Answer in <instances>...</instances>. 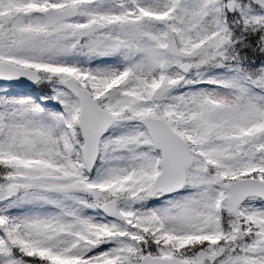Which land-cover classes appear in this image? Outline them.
I'll list each match as a JSON object with an SVG mask.
<instances>
[{
	"label": "snow or ice",
	"instance_id": "6c2138e0",
	"mask_svg": "<svg viewBox=\"0 0 264 264\" xmlns=\"http://www.w3.org/2000/svg\"><path fill=\"white\" fill-rule=\"evenodd\" d=\"M0 264H264V0H0Z\"/></svg>",
	"mask_w": 264,
	"mask_h": 264
}]
</instances>
